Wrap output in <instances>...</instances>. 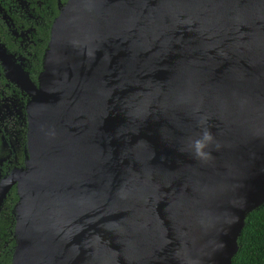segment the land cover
Returning a JSON list of instances; mask_svg holds the SVG:
<instances>
[{
	"label": "water",
	"instance_id": "water-1",
	"mask_svg": "<svg viewBox=\"0 0 264 264\" xmlns=\"http://www.w3.org/2000/svg\"><path fill=\"white\" fill-rule=\"evenodd\" d=\"M0 66L28 97L11 264H231L264 202V0H67L36 84Z\"/></svg>",
	"mask_w": 264,
	"mask_h": 264
},
{
	"label": "trees",
	"instance_id": "trees-1",
	"mask_svg": "<svg viewBox=\"0 0 264 264\" xmlns=\"http://www.w3.org/2000/svg\"><path fill=\"white\" fill-rule=\"evenodd\" d=\"M43 2V17L38 20L36 26V36L39 42L32 45L29 50L34 55L27 57L19 63V67L36 84L37 76L42 71V57L47 49L49 33L53 21L58 16L59 10L53 8L55 0H41ZM62 7L67 0H60ZM64 2V3H63ZM48 6V8H47ZM11 44L9 43V46ZM11 85L13 107L17 113H12V119H8L0 104V158L6 156L7 145L11 144L15 149L16 159L20 164L19 147L22 142L25 118L24 106L28 97L19 91L12 83L6 81L0 72V100L9 96L8 90L4 87L5 83ZM17 142V150L15 146ZM13 166H15L13 162ZM17 197L14 191H10L3 202L0 212V264H11V256L14 248L12 217L9 210L14 206ZM237 250L231 258V264H264V202L256 209L245 214L242 228L236 239Z\"/></svg>",
	"mask_w": 264,
	"mask_h": 264
},
{
	"label": "flooded vegetation",
	"instance_id": "flooded-vegetation-1",
	"mask_svg": "<svg viewBox=\"0 0 264 264\" xmlns=\"http://www.w3.org/2000/svg\"><path fill=\"white\" fill-rule=\"evenodd\" d=\"M42 4L43 2L41 0H0V45L4 48L7 54L12 55L18 65L23 59L34 55L29 50L32 48V45L35 46V43L39 42V38L36 36V26L38 24V20L43 17L42 6L44 4ZM61 5L62 3L60 0H55L53 8L57 11L62 8ZM9 43L11 44L10 46ZM0 72L3 74L1 66ZM4 87L8 90L9 96L1 98L0 104L3 112L8 114L7 117L11 120L12 113H17V110L13 107V100L11 98V90L13 87L7 82L4 84ZM24 118H26L25 113ZM25 136L26 119L24 132L22 134V142L18 148L21 155L20 164L16 159L15 149L11 144L7 145L6 156L4 158H0V180L7 176L11 170L15 168H23L26 156ZM15 146L17 150V142H15ZM13 162L15 166H13ZM10 191H14L15 193V186H12L8 190L5 197ZM5 197L0 205V212L3 207ZM13 211L14 206L9 210L12 217V227L14 226Z\"/></svg>",
	"mask_w": 264,
	"mask_h": 264
},
{
	"label": "clouds",
	"instance_id": "clouds-1",
	"mask_svg": "<svg viewBox=\"0 0 264 264\" xmlns=\"http://www.w3.org/2000/svg\"><path fill=\"white\" fill-rule=\"evenodd\" d=\"M213 139L211 133L209 131H204L202 138L201 139H197L194 142V148H195V153L197 156H205V153L203 151V149L207 146V143L211 142Z\"/></svg>",
	"mask_w": 264,
	"mask_h": 264
},
{
	"label": "rangeland",
	"instance_id": "rangeland-1",
	"mask_svg": "<svg viewBox=\"0 0 264 264\" xmlns=\"http://www.w3.org/2000/svg\"><path fill=\"white\" fill-rule=\"evenodd\" d=\"M25 163H26V156H25V159H24V165H25ZM24 165H23V167H24ZM13 214L15 216V212L14 211H13Z\"/></svg>",
	"mask_w": 264,
	"mask_h": 264
}]
</instances>
